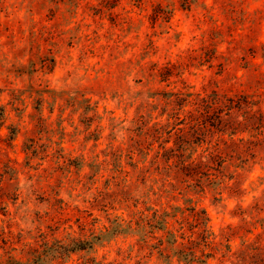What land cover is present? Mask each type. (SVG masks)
<instances>
[{
  "label": "rangeland",
  "instance_id": "374dc122",
  "mask_svg": "<svg viewBox=\"0 0 264 264\" xmlns=\"http://www.w3.org/2000/svg\"><path fill=\"white\" fill-rule=\"evenodd\" d=\"M167 92L264 102V0H0V264L93 235L94 249L44 264H185L160 252L158 220L175 212L178 230L191 206L216 235L209 263L264 251V132L245 168L217 166L200 141L165 169L180 127ZM200 160L216 169L199 188L181 168Z\"/></svg>",
  "mask_w": 264,
  "mask_h": 264
},
{
  "label": "trees",
  "instance_id": "16d2710c",
  "mask_svg": "<svg viewBox=\"0 0 264 264\" xmlns=\"http://www.w3.org/2000/svg\"><path fill=\"white\" fill-rule=\"evenodd\" d=\"M164 96L166 97L165 111H168V123L175 120V127L173 128L180 125L174 131V136L177 137L176 147L162 146L164 149L163 154L169 153V157L166 156L167 160L163 165L165 169L172 167L170 159L173 155L183 157L185 152L200 141H204L208 145L205 151L209 152L210 161L217 166L221 167L225 162L237 161L239 167L245 168L251 163L254 149H257L255 148L254 138L260 139L264 132L263 101L256 100L247 94L226 96L217 92L204 96L197 95L194 98L192 93L183 94L180 92H167L164 93ZM233 112L236 114L235 116L232 114ZM225 114L229 117L228 119L225 118ZM182 115H185L184 118L181 117ZM240 116L242 119L239 118ZM160 124L158 122L154 124L156 126V137L166 139L162 135L164 130L159 127ZM144 126H147V124H144ZM151 130L150 127L145 129L144 139L139 144L140 148H143V144L151 137V135H148ZM12 133L14 134V131ZM247 133L249 134L248 137L241 136ZM169 140L170 137L165 142ZM162 143L164 141L161 142V145ZM63 150L60 149L59 152H63ZM60 156L63 157V153H60ZM10 162L4 163L1 175L8 176L11 179L15 178L17 169ZM156 163L157 168L160 169L162 165L160 160H156ZM186 168L190 169L189 175L194 181L193 183L190 182V186L195 185L199 188L202 187V181L200 180L202 175H208L209 170L216 169L209 162L201 160L197 164L190 162L184 164L181 169L186 170ZM188 210L190 211L189 215L184 214L177 220L180 225L178 230L168 227V219L176 217L177 213L165 211L161 215L160 220H158L160 229H164L168 234L167 241H169L171 247H159L160 252L163 254L171 251L172 255L170 253L166 255L168 258L177 256L178 260L185 262V264H211L208 259L218 253L219 248L214 241L216 235L211 229L209 215L205 209L197 206H191ZM158 214L155 213L154 217L144 216V222L155 226L153 223H155V219L157 220ZM138 225L142 226L140 222ZM103 238L102 235H93L85 239H72L68 243L57 241L53 246H48L47 249L36 252L34 258L28 262L17 261L16 264H44L48 259H65L73 252L94 249L95 244ZM144 240L148 241L145 238ZM247 248L244 249L245 253L243 255L245 256L241 258L243 261L240 264H247L249 262L248 257L250 258V264H264V251H259L258 247L252 245L247 246ZM248 250L255 252L251 254ZM257 250L259 252L256 254ZM254 257L256 258L254 259ZM244 258H246V261Z\"/></svg>",
  "mask_w": 264,
  "mask_h": 264
}]
</instances>
